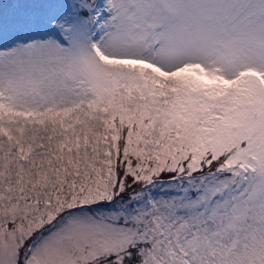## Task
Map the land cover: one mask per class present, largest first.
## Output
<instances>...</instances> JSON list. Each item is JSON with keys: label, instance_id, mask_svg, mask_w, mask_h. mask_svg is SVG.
Instances as JSON below:
<instances>
[{"label": "snow or ice", "instance_id": "obj_1", "mask_svg": "<svg viewBox=\"0 0 264 264\" xmlns=\"http://www.w3.org/2000/svg\"><path fill=\"white\" fill-rule=\"evenodd\" d=\"M0 264H264V0H0Z\"/></svg>", "mask_w": 264, "mask_h": 264}]
</instances>
